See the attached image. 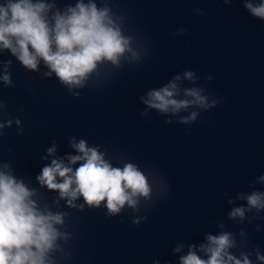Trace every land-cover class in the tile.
Returning a JSON list of instances; mask_svg holds the SVG:
<instances>
[{
  "label": "water",
  "instance_id": "95a60500",
  "mask_svg": "<svg viewBox=\"0 0 264 264\" xmlns=\"http://www.w3.org/2000/svg\"><path fill=\"white\" fill-rule=\"evenodd\" d=\"M115 7L129 17L127 34L140 38L148 54L103 86L90 84L79 98L54 76L42 79L10 54L0 57L12 60L14 82L11 88L0 84V99L7 105L0 120L19 118L24 128L22 135L14 123L3 130L0 157L12 163L30 188L39 189V202L51 204L58 196L40 189L35 180L50 163L41 157L54 140L57 157L76 154L72 136L102 150L107 147L114 166L127 161L146 175L154 171L169 187L164 197L154 189L153 206L146 208L141 198L139 212L125 206L111 218L106 208L80 212L60 201L53 210L70 212L66 224L72 234V256L63 264H179L189 245L198 247L206 234L222 231L235 234L241 246L231 251L237 257L252 246L264 253V211L251 224L247 217L255 210L243 223L228 219L232 208L247 206L240 194L264 192V22L251 17L242 0L230 6L222 0H116ZM197 8L203 16L194 14ZM180 28L187 33L173 36ZM186 70L196 72L198 84L223 102L191 125L155 110L149 112L150 119L141 118L145 105L139 97ZM190 86L188 81L182 84ZM168 119L171 124L165 123ZM76 203H83L82 198ZM141 216L147 219L131 223ZM241 229L246 236L239 235ZM181 245V252L174 253ZM251 258L256 259L254 254Z\"/></svg>",
  "mask_w": 264,
  "mask_h": 264
},
{
  "label": "clouds",
  "instance_id": "9594fccd",
  "mask_svg": "<svg viewBox=\"0 0 264 264\" xmlns=\"http://www.w3.org/2000/svg\"><path fill=\"white\" fill-rule=\"evenodd\" d=\"M115 2L0 0V57L10 54L26 71L38 73L42 79L54 76L73 97L79 98L81 90L90 84L103 86L126 65L142 63L148 54L149 49L140 38L127 34L129 17L115 7ZM222 2L230 6L238 0ZM242 2L251 17L264 22V0ZM193 12L204 15L199 8ZM186 33V28H180L173 36ZM41 65L47 70L41 71ZM11 66L12 60H0V84L6 88L14 87ZM207 80L211 81L212 76ZM184 81L192 86L182 87ZM139 100L145 105L140 113L143 119H150L149 112L155 110L162 115L178 116V123L191 125L202 112L221 104L223 97L209 93L198 84L196 72L186 70L162 86L150 88ZM6 107L0 99V116ZM189 109L192 111L188 112ZM182 112L188 114L180 115ZM13 123L17 134H23L22 121L15 118L0 120V137ZM165 123L171 124L172 120ZM69 142L76 154L57 157L54 140L47 155L41 157L50 159V163L44 164L35 177L40 189L58 193L51 204L39 202L42 196L39 189L30 188L23 177L16 175L12 163L0 157V264H63L71 259L72 234L66 224L70 212L53 210L60 201H65L68 209L80 212L85 208H106L105 215L111 218L120 215L125 206L134 213L139 212L141 198L146 208L153 206L154 189L159 197L169 194L167 182L154 171L146 175L138 164L127 161L122 167L114 166L107 158L109 149L102 150L97 144L90 146L87 139L77 140L72 136ZM81 198L83 203L77 204ZM239 198L244 199L247 206L232 208L228 219L243 223L246 214L255 210L254 216L247 217L251 224L264 211V192L240 194ZM146 219V216L137 217L131 223L139 225ZM219 227L223 229L225 225ZM256 230H260L258 224ZM239 235L246 236L244 229ZM240 246L230 231L218 235L208 233L205 242L198 247L189 245L187 253L180 256L179 264H264V253L257 246H252L251 251H241L239 257L233 254L231 250ZM182 247L175 248L174 253L181 252ZM244 247H248L247 241ZM198 252L204 253L206 258ZM253 254L255 261L251 258Z\"/></svg>",
  "mask_w": 264,
  "mask_h": 264
}]
</instances>
